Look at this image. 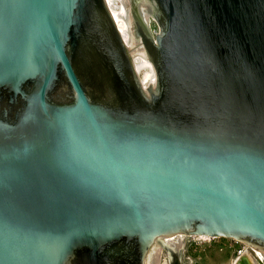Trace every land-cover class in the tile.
<instances>
[{
    "label": "water",
    "instance_id": "1",
    "mask_svg": "<svg viewBox=\"0 0 264 264\" xmlns=\"http://www.w3.org/2000/svg\"><path fill=\"white\" fill-rule=\"evenodd\" d=\"M179 234L264 256V0H0V264Z\"/></svg>",
    "mask_w": 264,
    "mask_h": 264
},
{
    "label": "rangeland",
    "instance_id": "2",
    "mask_svg": "<svg viewBox=\"0 0 264 264\" xmlns=\"http://www.w3.org/2000/svg\"><path fill=\"white\" fill-rule=\"evenodd\" d=\"M152 27L157 28L155 22H152ZM164 243L163 240H160L155 247V252L159 255L156 257L158 264H164L166 261L171 262L169 250L164 247ZM243 246L242 242L232 238L205 239L188 235L184 241L181 257H177L175 262H182V264H232L239 255L238 250ZM248 247L246 245V248ZM250 249L253 250L252 246ZM257 254L255 251L254 257ZM258 257H260L259 254Z\"/></svg>",
    "mask_w": 264,
    "mask_h": 264
},
{
    "label": "bare ground",
    "instance_id": "3",
    "mask_svg": "<svg viewBox=\"0 0 264 264\" xmlns=\"http://www.w3.org/2000/svg\"><path fill=\"white\" fill-rule=\"evenodd\" d=\"M199 238H205V239H209L210 237L208 236H197ZM186 239V235L184 234H179V235H175V236H168V237H162L160 239H158L156 245L158 244V242L161 240H163L164 243V247L167 248L169 250L170 253V260L171 262L166 261L164 264H178L179 262H175V260L177 259V257H181V252L183 250V246H184V241ZM163 244V243H162ZM156 245L153 247L152 252H151V259H150V264H158V262H156L158 259H156V257H158L159 255L155 252V247ZM162 246V245H161ZM253 250L250 249V247L246 248L242 254L237 257L234 262H232V264H239V260H242V262L247 261L249 264H264V256L254 247H252ZM162 250V249H161ZM166 250V249H165ZM252 251H256L260 257H258V254L255 256L257 259H255L254 257V253ZM152 261V262H151ZM259 262H263V263H259Z\"/></svg>",
    "mask_w": 264,
    "mask_h": 264
},
{
    "label": "built area",
    "instance_id": "4",
    "mask_svg": "<svg viewBox=\"0 0 264 264\" xmlns=\"http://www.w3.org/2000/svg\"><path fill=\"white\" fill-rule=\"evenodd\" d=\"M246 249V245L244 244L243 247H241L239 250H238V257L242 254V252Z\"/></svg>",
    "mask_w": 264,
    "mask_h": 264
},
{
    "label": "flooded vegetation",
    "instance_id": "5",
    "mask_svg": "<svg viewBox=\"0 0 264 264\" xmlns=\"http://www.w3.org/2000/svg\"><path fill=\"white\" fill-rule=\"evenodd\" d=\"M254 252H255V251H254ZM254 252H253V253H254ZM178 264H182V262H179Z\"/></svg>",
    "mask_w": 264,
    "mask_h": 264
}]
</instances>
